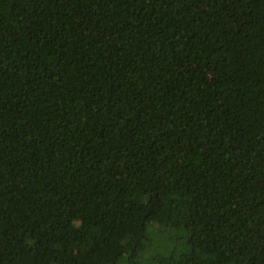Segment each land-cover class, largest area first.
Wrapping results in <instances>:
<instances>
[{
  "label": "trees",
  "instance_id": "16d2710c",
  "mask_svg": "<svg viewBox=\"0 0 264 264\" xmlns=\"http://www.w3.org/2000/svg\"><path fill=\"white\" fill-rule=\"evenodd\" d=\"M0 264H264V0H0Z\"/></svg>",
  "mask_w": 264,
  "mask_h": 264
},
{
  "label": "rangeland",
  "instance_id": "374dc122",
  "mask_svg": "<svg viewBox=\"0 0 264 264\" xmlns=\"http://www.w3.org/2000/svg\"><path fill=\"white\" fill-rule=\"evenodd\" d=\"M163 221V220H162Z\"/></svg>",
  "mask_w": 264,
  "mask_h": 264
}]
</instances>
